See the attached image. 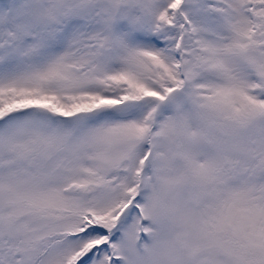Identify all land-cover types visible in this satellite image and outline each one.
I'll return each instance as SVG.
<instances>
[{
    "label": "snow or ice",
    "instance_id": "snow-or-ice-1",
    "mask_svg": "<svg viewBox=\"0 0 264 264\" xmlns=\"http://www.w3.org/2000/svg\"><path fill=\"white\" fill-rule=\"evenodd\" d=\"M0 264H264V0H0Z\"/></svg>",
    "mask_w": 264,
    "mask_h": 264
}]
</instances>
